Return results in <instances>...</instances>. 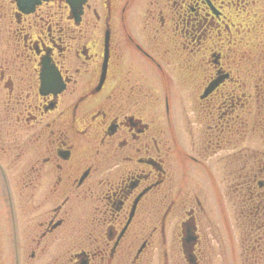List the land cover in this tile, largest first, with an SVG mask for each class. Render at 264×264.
Here are the masks:
<instances>
[{
    "label": "flooded vegetation",
    "instance_id": "af4514ba",
    "mask_svg": "<svg viewBox=\"0 0 264 264\" xmlns=\"http://www.w3.org/2000/svg\"><path fill=\"white\" fill-rule=\"evenodd\" d=\"M264 264V0H0V264Z\"/></svg>",
    "mask_w": 264,
    "mask_h": 264
},
{
    "label": "rangeland",
    "instance_id": "374dc122",
    "mask_svg": "<svg viewBox=\"0 0 264 264\" xmlns=\"http://www.w3.org/2000/svg\"><path fill=\"white\" fill-rule=\"evenodd\" d=\"M217 264H219V263H217Z\"/></svg>",
    "mask_w": 264,
    "mask_h": 264
}]
</instances>
